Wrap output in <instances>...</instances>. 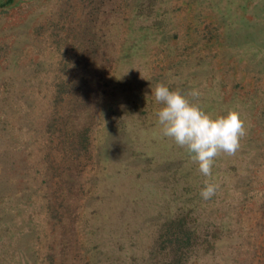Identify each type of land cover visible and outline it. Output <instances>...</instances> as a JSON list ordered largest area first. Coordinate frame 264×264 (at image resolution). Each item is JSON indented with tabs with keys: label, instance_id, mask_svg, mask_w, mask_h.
Instances as JSON below:
<instances>
[{
	"label": "rangeland",
	"instance_id": "obj_1",
	"mask_svg": "<svg viewBox=\"0 0 264 264\" xmlns=\"http://www.w3.org/2000/svg\"><path fill=\"white\" fill-rule=\"evenodd\" d=\"M158 83L246 120L211 177ZM0 264H264V0H0Z\"/></svg>",
	"mask_w": 264,
	"mask_h": 264
},
{
	"label": "clouds",
	"instance_id": "obj_2",
	"mask_svg": "<svg viewBox=\"0 0 264 264\" xmlns=\"http://www.w3.org/2000/svg\"><path fill=\"white\" fill-rule=\"evenodd\" d=\"M200 95L198 89L184 94L180 89L170 90L168 85L158 83L151 96L161 105L156 115L162 135L185 149L191 161L198 165L199 172L207 178L212 176L217 157L233 156L240 150L248 130L239 111L229 110L226 115L216 117L208 114L199 103L193 102ZM218 189V184L206 179L200 196L208 201Z\"/></svg>",
	"mask_w": 264,
	"mask_h": 264
}]
</instances>
